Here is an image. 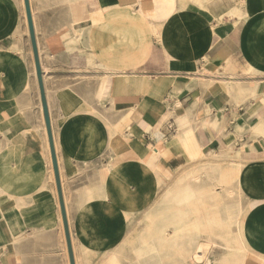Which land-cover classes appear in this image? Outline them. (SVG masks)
<instances>
[{"label": "crops", "instance_id": "0c3cea01", "mask_svg": "<svg viewBox=\"0 0 264 264\" xmlns=\"http://www.w3.org/2000/svg\"><path fill=\"white\" fill-rule=\"evenodd\" d=\"M30 4L75 264H118L109 256L124 247L129 223L139 225L167 188L193 169H208L215 157V193L227 187L233 195L222 202L242 206L235 232L205 222V202H212L206 195L201 225L185 233L217 242L235 233L239 246L216 251L244 248L250 253L232 264H264V0ZM23 15L20 0H0V185L13 194L23 188L25 200L40 206L27 217L29 237L20 248L0 243V264H68L52 194L39 189L42 115ZM74 43L90 68L68 58ZM73 70H93L89 95L75 81L84 72ZM98 184L105 199L88 196ZM11 206L7 201L0 210L14 217ZM106 218L119 219L113 230Z\"/></svg>", "mask_w": 264, "mask_h": 264}, {"label": "bare ground", "instance_id": "6f19581e", "mask_svg": "<svg viewBox=\"0 0 264 264\" xmlns=\"http://www.w3.org/2000/svg\"><path fill=\"white\" fill-rule=\"evenodd\" d=\"M20 3L24 10L23 0H20ZM29 4H30V0H29ZM30 10H31V4H30ZM31 15H32V10H31ZM23 16H24V22L27 27L25 11H24ZM33 75H34V80H35L36 79L35 69L33 70ZM37 92L39 91L37 90ZM38 99H39V96H38ZM38 110L40 114L42 115L41 106H39ZM43 122L44 121H43V115H42L41 126H39L40 128H38L39 133L42 136L41 138L43 140L42 155L40 156V160L42 161L43 168H41V171L39 170V172L41 173L39 177V180H40L39 189L50 190L52 194L53 202H54V220L56 222V228L58 229L60 238L62 240V246L65 248V252L67 255L63 226H62L57 193H56V188H55V182H54V177H53V171H52V166H51V159H50L49 150H48L49 148H48L47 136H46L45 126ZM53 133L54 132H52V134ZM53 141L55 144L54 147H55V153H56V158H57L61 188H62V193H63V200H64L65 210L67 214L69 232L71 236V244L73 247L72 250H74L73 232H72L71 225H70L69 211H68V205H67V199H66L67 197L65 195V187H64L65 184L63 181V177H62L63 175H62V170H61L60 160H59L60 157H58L59 156L58 148H57L55 139H53ZM216 158L217 157L213 159L210 158L207 161L208 169L204 171L193 169L191 170L190 174L184 180L180 182H176L174 186L167 188L164 191L162 198L161 199L159 198L160 201L157 204H155L147 212L146 234L143 236H138V239L136 240L137 241L136 247L134 248V252H133V257L130 260H125V258L115 253L110 255L109 257L115 263H118V264L124 261H126L127 264H142V262L144 264H232V263L237 262L238 260H241V258H243L245 255L249 254L250 252L247 250H244V248L243 250H226V251L219 250L218 252L216 251L217 248H231L232 245L238 244L235 233L230 235V238L226 240L221 239L219 242H217V239L212 236L204 237L202 235L185 233L186 227H197L201 225V221H202L201 220V216H202L201 202H202L203 197L206 200V195H211L210 200H212V202H209V203L205 202L206 214H207L206 215L207 218L205 222L206 223L208 222L209 225H217L218 223L219 224L226 223L228 227L232 231L235 232L238 216L242 210V206L241 204L222 202L225 200L223 195L226 198L227 197L229 198V196L233 195L232 191L229 190L227 187L221 188V194L215 193V189H216L215 186L216 185L218 186L217 177L219 173L218 166L215 163L217 161ZM12 166L15 167L16 164L14 163L12 164ZM145 169L153 171L152 164L148 165L147 163L145 166ZM199 183L210 184V185H204L203 187L193 185V184H199ZM212 185H215V186H212ZM23 191L24 189L21 188L18 190V192L13 194V193H10V187L0 185V207L2 206L3 203L7 201H12V206L11 208H9V211H14V213H17V216H15V220L11 221L10 219H8L7 215H5V213H3L0 210V224L4 227L3 230L0 231V243L3 241H10L12 245L14 244L16 246L17 249L20 248L22 246L23 241L27 240V238L29 237V235H27L23 230L24 226L27 223V217H29L31 213L36 212L40 206L39 201L36 198L30 201H26L24 198V194L22 193ZM88 195L93 198L94 197L96 198L98 197L101 199L106 198V194L101 184H98L97 186H93L89 188ZM50 230L54 231V229H49V232ZM14 233H16V236H14ZM36 236L40 238L39 234H36ZM222 242H224L225 244H223ZM218 243H221V244H218ZM229 244H232V245H229ZM3 257H4V248L1 245L0 246V261ZM67 260H68V257H67ZM74 261L78 263L76 256H75ZM68 264H69V261H68Z\"/></svg>", "mask_w": 264, "mask_h": 264}, {"label": "water", "instance_id": "95a60500", "mask_svg": "<svg viewBox=\"0 0 264 264\" xmlns=\"http://www.w3.org/2000/svg\"><path fill=\"white\" fill-rule=\"evenodd\" d=\"M23 4H24L27 29H28V36H29V41H30V46H31V51H32V56H33V62H34L35 77H36L38 91H39L40 105H41V110H42V115H43L46 136H47L49 154H50V159H51V166H52L57 199H58V204H59V210H60V215H61V221H62V226H63L67 256H68L69 264H75L72 245H71L67 214H66L65 204L63 200V193H62V188H61L57 158H56V153H55L51 121H50L47 99H46L45 89H44V84H43V75H42L43 73H42L41 66H40V60H39V55H38V49H37V43H36V38H35V32H34V27H33L29 0H23Z\"/></svg>", "mask_w": 264, "mask_h": 264}, {"label": "rangeland", "instance_id": "374dc122", "mask_svg": "<svg viewBox=\"0 0 264 264\" xmlns=\"http://www.w3.org/2000/svg\"><path fill=\"white\" fill-rule=\"evenodd\" d=\"M67 51H68V55H69L68 58L72 62H76L78 64H82V66H83L82 68L83 69H88V68L91 67V65H89L87 63V57H86L87 55L84 53V51L82 49H80V44L79 43H74V44L70 45V48ZM73 71L84 72L82 75L78 74L75 81H76L77 84H81L82 85L83 94L89 95L90 92H91V88H92L91 81L94 80L93 77L91 76V74H89V72H91L93 70H73ZM58 141H59V139L57 140V143H58ZM104 159H105V157L103 156L101 159L98 160V162L100 164L99 165L97 164V166L99 168H101V166H102L101 163H103ZM190 172L191 171L187 172L184 176H182L180 178L181 179L180 181L184 180L190 174ZM70 182H72V181H70ZM67 187H66V189H70V185L69 184H68ZM159 198L160 197L157 198V201L159 200ZM153 206H154V204H153ZM153 206H151V208ZM146 215H147V213H146ZM146 215H145V219H143L139 225H138V220H132L129 223V228H130L129 235H128L127 239L125 240V243L123 245L124 247H122L119 251L115 252V254H119L121 257L125 258V260H130L133 257L134 248L136 247V243H137L136 240L138 239L137 227L141 226L142 228H144V227L146 228V225H147V220H146L147 216ZM15 216H17V213L14 214V217H8V219H10L11 221L15 220ZM117 220H119V219H117V218H114V219L106 218L104 221H105L106 227L109 228V230H113L114 226L116 225L115 223H116ZM71 223H72L71 226L73 227V221ZM145 228H144V230H145ZM131 249H132V251H131ZM124 262H126V261H124Z\"/></svg>", "mask_w": 264, "mask_h": 264}]
</instances>
